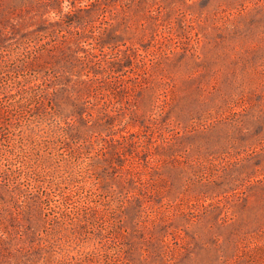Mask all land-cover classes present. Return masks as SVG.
<instances>
[{"label":"rangeland","instance_id":"obj_1","mask_svg":"<svg viewBox=\"0 0 264 264\" xmlns=\"http://www.w3.org/2000/svg\"><path fill=\"white\" fill-rule=\"evenodd\" d=\"M0 264H264V0H0Z\"/></svg>","mask_w":264,"mask_h":264}]
</instances>
